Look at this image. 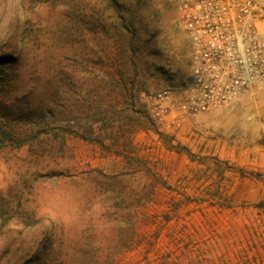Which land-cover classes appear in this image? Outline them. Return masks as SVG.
Listing matches in <instances>:
<instances>
[{"label":"rangeland","instance_id":"1","mask_svg":"<svg viewBox=\"0 0 264 264\" xmlns=\"http://www.w3.org/2000/svg\"><path fill=\"white\" fill-rule=\"evenodd\" d=\"M0 56L17 59L1 115L87 127L110 147L66 135L63 153L51 137L0 154V193L20 189L34 222L0 227V264L49 234L106 254L129 224L137 244L116 264H264V88L178 125L149 114L152 94H188L178 0H0Z\"/></svg>","mask_w":264,"mask_h":264},{"label":"built area","instance_id":"2","mask_svg":"<svg viewBox=\"0 0 264 264\" xmlns=\"http://www.w3.org/2000/svg\"><path fill=\"white\" fill-rule=\"evenodd\" d=\"M191 44V80L174 105L167 90L149 97L151 118L178 125L264 88V0H178Z\"/></svg>","mask_w":264,"mask_h":264},{"label":"trees","instance_id":"3","mask_svg":"<svg viewBox=\"0 0 264 264\" xmlns=\"http://www.w3.org/2000/svg\"><path fill=\"white\" fill-rule=\"evenodd\" d=\"M25 5L33 8L46 0H23ZM16 58L12 56H0V84L4 82L5 71L16 63ZM122 76V75H121ZM122 88H125L124 79ZM74 135L87 142H94L103 149L109 150L110 147L104 145L99 137H91V129L87 127H58L50 126L43 119H33L30 116L16 115L6 117L0 114V154L20 149L23 146H32L36 143L45 142L51 137L58 140V151L63 153L65 149V136ZM125 147V146H124ZM115 150V149H114ZM115 152H117L115 150ZM15 156V155H13ZM58 178L65 177L62 171L56 173ZM22 193L20 189L0 193V227L17 218L23 227H30L34 224L32 216L21 204ZM129 236L126 239L115 241L110 250L104 254L101 246H95L90 242L81 241L75 244L71 252L63 251L62 243L55 245L51 234L43 240L39 250L23 264H116L123 261L124 255L132 251L137 244L136 231L133 224L128 225ZM68 248V247H67Z\"/></svg>","mask_w":264,"mask_h":264},{"label":"crops","instance_id":"4","mask_svg":"<svg viewBox=\"0 0 264 264\" xmlns=\"http://www.w3.org/2000/svg\"><path fill=\"white\" fill-rule=\"evenodd\" d=\"M264 156V155H263Z\"/></svg>","mask_w":264,"mask_h":264}]
</instances>
